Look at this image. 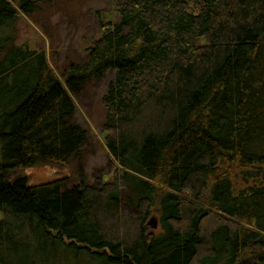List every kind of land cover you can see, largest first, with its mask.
Segmentation results:
<instances>
[{"label":"trees","instance_id":"1","mask_svg":"<svg viewBox=\"0 0 264 264\" xmlns=\"http://www.w3.org/2000/svg\"><path fill=\"white\" fill-rule=\"evenodd\" d=\"M35 1L0 0V264H264V0H114L61 77L16 43ZM105 72L118 172L30 185L85 143L73 97Z\"/></svg>","mask_w":264,"mask_h":264},{"label":"rangeland","instance_id":"2","mask_svg":"<svg viewBox=\"0 0 264 264\" xmlns=\"http://www.w3.org/2000/svg\"><path fill=\"white\" fill-rule=\"evenodd\" d=\"M11 1L15 4V0ZM35 3V12L18 19L16 43L43 50L59 77L69 63L85 61L88 47L100 36L99 17L105 21L119 20L114 0H36ZM104 74L99 80H89L73 97L76 111L71 120L85 131V143L66 164L19 169L17 174L26 176L30 185L60 180L65 189L81 183L97 186L118 172L104 141L105 107L101 100L113 73ZM151 218L158 222L156 214L148 216V233ZM153 230L155 234L160 232L158 224Z\"/></svg>","mask_w":264,"mask_h":264},{"label":"water","instance_id":"3","mask_svg":"<svg viewBox=\"0 0 264 264\" xmlns=\"http://www.w3.org/2000/svg\"><path fill=\"white\" fill-rule=\"evenodd\" d=\"M148 225L151 228V231L149 232V235L151 236L154 233L153 229L157 227V221L154 218H151L150 222L148 223Z\"/></svg>","mask_w":264,"mask_h":264}]
</instances>
